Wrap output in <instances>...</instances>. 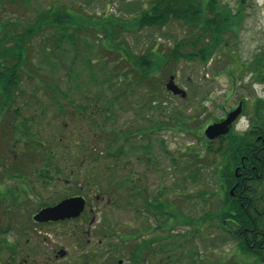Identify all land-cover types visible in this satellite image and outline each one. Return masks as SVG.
Here are the masks:
<instances>
[{"label":"rangeland","instance_id":"374dc122","mask_svg":"<svg viewBox=\"0 0 264 264\" xmlns=\"http://www.w3.org/2000/svg\"><path fill=\"white\" fill-rule=\"evenodd\" d=\"M158 1L0 0L1 40L9 31H24L42 10H67L77 26L71 28L74 39L61 46V33L50 30L29 41L14 98L21 114L14 122L18 134L30 137H18L17 161L9 167L7 157L0 170L2 178L11 177L5 183L17 179L18 186L16 202H0V264H133L129 250L144 241L145 261L137 264H264L237 241L221 243L225 233L214 214L225 194H235L234 185L226 187L221 179L234 157L235 150L228 155L234 135L249 130L257 113L264 115V9L220 0L228 9L207 11L203 2L205 20L217 10L231 22L204 63L186 58L217 40L214 31L203 32L204 23L196 27L173 16L162 26L137 23ZM177 48L181 56L173 58ZM137 56L154 61L149 79L134 64ZM172 75L186 98L166 89ZM240 102L242 111L226 137L208 139L209 124ZM0 140L3 156L13 139L2 134ZM25 141L43 142L46 150ZM120 150L122 167L106 154ZM109 165L120 172H110ZM122 173L135 174L150 201L159 196L165 206L172 204L163 215L132 207L133 192L116 189ZM76 195L87 198L80 220L36 229L29 222L40 205Z\"/></svg>","mask_w":264,"mask_h":264},{"label":"trees","instance_id":"16d2710c","mask_svg":"<svg viewBox=\"0 0 264 264\" xmlns=\"http://www.w3.org/2000/svg\"><path fill=\"white\" fill-rule=\"evenodd\" d=\"M203 2H206V0H174L168 3L166 0H159L154 4H151L149 8L140 15L137 23L141 26H145V24L150 26H162L171 16H173L174 19L191 23L192 26L196 27H200V25L204 23L205 29L203 32L209 33L214 31L217 40L211 44L210 48H207L208 50H206V48H201L198 52V56L191 54L186 55V58L190 60L199 59L204 61V63H208L213 57V51L216 48L218 41H220L225 32L224 29L231 26V22L229 21V18H227L228 16L226 13H217V10H212L214 12L212 19L205 20V8L203 7ZM165 3L167 4L164 5ZM210 9H212V6L209 8L206 7L207 11ZM67 12V10L64 12V10L59 8L47 11L42 10L37 13L35 21H33L30 26H27L24 31L19 32L17 36L14 35V32L11 35V32L8 30V34L3 36L4 40L0 39V99L2 101H7V104L9 105V101L16 100L14 99L16 97L15 90H19L18 86L21 81V70L26 65L28 59L29 41L31 42L37 37L44 38L45 32L48 30H50L51 35L53 34L52 31L61 33L59 38L56 39V43L58 42L57 45L59 46H61L64 41H67L69 36L71 39H74L75 34H70L71 28L75 25L73 20H70L71 16L69 12ZM199 13H202V16H198ZM220 20L224 23L221 24ZM7 25L9 24H6V26ZM8 41L13 43L9 48H7L8 46H3L5 45L4 43ZM118 47L119 44L117 45V48ZM179 49L180 48L173 50V58H179L181 56ZM46 51L50 53L51 49L48 48ZM127 55L129 54L127 53ZM86 62L89 67L94 65L93 61L92 63L90 61ZM134 64L141 69L144 67L145 73H142L143 76L146 79L150 78L149 70L154 66V61L151 58H148V56H137L134 58ZM112 75L115 77L114 74ZM110 79L111 77H109V80L107 77V79H104L103 83L109 84ZM16 108L18 109L16 115H20L21 108ZM249 127V130L234 135L235 139H233V145L230 148L229 153L227 152L228 155H231V152L235 150L233 153L234 157L224 165V174L221 178L222 181H226V187L229 186L231 188L235 182L238 183L234 189L235 194L232 196L231 193L229 194L226 192V201L223 202V206L219 210L220 212L214 214H217L215 216L219 222L220 229L225 233L223 237H219L221 243L226 241L229 242L231 240L237 241L239 245L241 244L244 247L243 249L246 250V252L250 253V251H253V253H256L258 259L264 263V160L261 159V154L258 153L255 155L249 149L250 143H253L256 135H260L264 132V115L257 113V117L252 119ZM253 129L254 132H252ZM21 130L26 129L22 128ZM152 131L153 130H150L149 132ZM27 133V131H21L18 137H25ZM27 137H30V135H27ZM224 137L226 136L224 135ZM122 140H124V143L122 142L120 149H123V147L125 148L127 138L124 137ZM237 140L240 141V144L235 146L234 144L235 142L237 143ZM26 143L30 144V146H37L39 148H42L40 146L43 145L40 142L39 144H34L33 142ZM76 145L79 146V143ZM70 150L71 149L67 150V152ZM70 154L75 155L76 157L79 156L78 152L74 151ZM106 154L109 156L108 159L116 161L115 164H118V167L123 166L124 160L121 156L125 154V151L120 150L118 153L107 151ZM51 155L52 153L50 152V157ZM66 156L67 155H64L66 161H68ZM202 156V154H199L198 158H201ZM243 157H245L243 162L245 167L240 168L239 173H241V176L240 178H236L235 168L242 163L241 159ZM120 159L122 162H120ZM253 165H256V169H252ZM114 167L115 166L113 165H109L108 170L112 173L120 172V170H118V172L111 171ZM57 171H59V169ZM119 179V183L116 184L118 185L116 189H127L129 192H133L131 193L130 201H127H129V205L136 209L145 206V209L149 210L152 214L163 215L166 207L172 204V202L166 199L165 201H169V203L168 206H165V202L159 201V196L150 201V198L144 195V190L141 189L140 185H136L138 177L133 173H122ZM137 203L138 205H136ZM160 211H162V213ZM174 219L177 220L175 221L177 223L179 219L178 215L175 216ZM169 232L171 233V230H169ZM145 244L144 241V244H140L129 250L128 254H130L129 259H131V263L137 264L145 261L144 256L147 254V251L145 252Z\"/></svg>","mask_w":264,"mask_h":264},{"label":"flooded vegetation","instance_id":"af4514ba","mask_svg":"<svg viewBox=\"0 0 264 264\" xmlns=\"http://www.w3.org/2000/svg\"><path fill=\"white\" fill-rule=\"evenodd\" d=\"M237 2H236L237 3L236 7L238 5H240L244 9H249L250 7H252V8L253 7H259L260 10L264 9V2H259L258 0H255V2H253V0H237ZM210 6H212L213 9L216 8L217 10L228 9V6L225 5L224 3H222L220 0H206L205 8L206 7L209 8ZM9 102H10L9 103L10 106L7 104L8 103L7 101H2L0 99V137H2V134H3V140L13 139L11 145L5 148V152H4L3 156H1L2 147H1V140H0V170H1L2 165L6 166L5 161L7 160V157L11 161V166H9V167H13V163H15L17 161V155H18V153H17V151H18L17 150V148H18L17 141L19 139L18 138L19 134L17 133V128H16L17 125L14 122L15 121L14 116H16V111H17L16 106L17 105H16V100H11ZM239 104H242V107H243V102L238 103V105ZM236 108L237 107L233 108L231 111L235 110ZM229 112H227V113H229ZM8 113H9V115H8ZM227 113H225L224 117L221 118V120H219V121H222L227 116ZM3 121H5V122H4V126L2 127ZM235 122H233V124ZM212 123H215V121H212ZM252 132H254V129L252 130ZM33 139H35V138H33ZM25 142H27V141H25ZM41 143L44 145V146H42V148H44L43 150H46L45 143H43V142H41ZM249 149L255 155H257L258 153L261 154L262 155L261 159L264 160V132L261 133L260 135H256L253 143H250ZM24 153H26V155L27 154L29 155L28 150ZM44 158H45V156H44ZM244 160H245V157H243L241 159L242 163L237 165L235 168V172L237 173V175H239V176L236 175V178H240V176H241V173H239V171H240V168L245 167V164H243ZM252 169H256V165H253ZM9 177L2 178V174L0 172V202L4 201V202L11 203V205H12V203L14 201L16 202L18 186H17V179H9V181L11 183L14 180L16 181V184H14V185H11V183H5V180H7ZM251 178H252V176H251ZM237 185H238V183L235 182L234 189ZM76 196H82V195H76ZM70 197H75V196H70ZM70 197H68V198H70ZM83 197L86 199V208H87V198L85 196H83ZM54 205H56V204H52V205L42 204L37 208V210L35 212L30 214L29 222L31 221L30 223L35 229L39 228L40 226L48 228L51 225H57V224L65 223V222L73 223L76 220H80L81 216L85 212V210H84V212L81 214V216H79L78 218H72V219L57 220V221H37V220H35V216L43 208H46L49 206H54ZM25 225H26V221H25ZM22 227H24L22 231H25L27 229L26 226H22ZM5 232H9V229L6 230ZM59 255H61V253H59ZM56 257H58V255Z\"/></svg>","mask_w":264,"mask_h":264},{"label":"water","instance_id":"95a60500","mask_svg":"<svg viewBox=\"0 0 264 264\" xmlns=\"http://www.w3.org/2000/svg\"><path fill=\"white\" fill-rule=\"evenodd\" d=\"M166 89L173 95L181 96V98L183 99L187 97V92L177 85L175 76L173 75L169 78V81L166 84ZM241 111L242 104H239L238 107L235 110L230 111L222 121L210 124L205 130V135L207 136V138L210 140H214L220 136L228 134L233 122L240 115ZM85 207L86 199L83 196L66 198L54 206L43 208L35 216V220L57 221L78 218L84 212ZM64 254L65 252L62 251L61 255ZM121 263L122 262L120 261V264Z\"/></svg>","mask_w":264,"mask_h":264}]
</instances>
